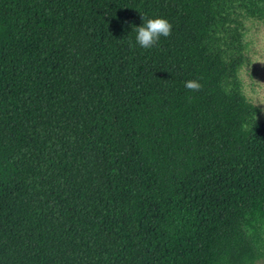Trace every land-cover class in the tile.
<instances>
[{
    "label": "trees",
    "instance_id": "1",
    "mask_svg": "<svg viewBox=\"0 0 264 264\" xmlns=\"http://www.w3.org/2000/svg\"><path fill=\"white\" fill-rule=\"evenodd\" d=\"M142 14L173 25L151 49ZM252 19L264 0H0V264L264 260Z\"/></svg>",
    "mask_w": 264,
    "mask_h": 264
},
{
    "label": "rangeland",
    "instance_id": "2",
    "mask_svg": "<svg viewBox=\"0 0 264 264\" xmlns=\"http://www.w3.org/2000/svg\"><path fill=\"white\" fill-rule=\"evenodd\" d=\"M246 41L249 44V62L241 69L244 93L254 104L264 100V21H246ZM259 96L260 99H256ZM260 107V119H264V104ZM257 264H264V260Z\"/></svg>",
    "mask_w": 264,
    "mask_h": 264
},
{
    "label": "clouds",
    "instance_id": "3",
    "mask_svg": "<svg viewBox=\"0 0 264 264\" xmlns=\"http://www.w3.org/2000/svg\"><path fill=\"white\" fill-rule=\"evenodd\" d=\"M142 19L143 25L135 28V41L140 47L151 49L158 44L161 37L171 35L173 25L167 18L157 16L147 19L145 23V16L142 14ZM185 88L193 92H199L202 90L203 85L198 79H192L185 82ZM256 99H260V97L257 96ZM260 104H264V100L257 103L256 107Z\"/></svg>",
    "mask_w": 264,
    "mask_h": 264
}]
</instances>
